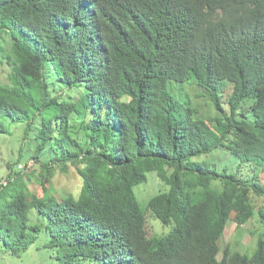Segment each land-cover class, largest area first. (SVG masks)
Listing matches in <instances>:
<instances>
[{"label":"trees","instance_id":"trees-1","mask_svg":"<svg viewBox=\"0 0 264 264\" xmlns=\"http://www.w3.org/2000/svg\"><path fill=\"white\" fill-rule=\"evenodd\" d=\"M4 63L0 140L23 143L0 180L5 252L264 264V0H0ZM28 150L41 196L13 167ZM71 169L81 189L58 197L46 183ZM150 172L166 188L144 207ZM148 212L169 230L150 237ZM253 219V252L224 244Z\"/></svg>","mask_w":264,"mask_h":264},{"label":"rangeland","instance_id":"rangeland-1","mask_svg":"<svg viewBox=\"0 0 264 264\" xmlns=\"http://www.w3.org/2000/svg\"><path fill=\"white\" fill-rule=\"evenodd\" d=\"M8 74L9 66L5 63L0 64V82H9ZM22 146L21 136H7L3 140H0V180H4L5 176L11 171L10 169H6L7 163L9 161H16L19 158ZM26 150L27 147L24 146V152ZM29 156L30 152L28 150L27 155L17 164H14L13 167L16 171L25 174L35 171L34 176L30 179L26 176L25 180L28 183L29 189L41 196L44 194V187L38 180L40 164L35 163ZM263 177L264 174H262L261 178L263 179ZM49 181L46 183V186L50 187L58 197L65 196L70 192L78 194L82 185L81 178L75 169H71L68 174L56 172L54 176H51ZM164 188L166 187L157 177L156 173L150 172L148 182L137 185L135 192L140 203L145 207L149 198ZM259 227L260 224L257 219H253L240 227L237 226L236 222L230 221L225 230L223 242L224 244L228 242H231L233 245L237 244V249L242 252H246L247 249L253 252L256 246ZM168 230L169 227L164 226L151 212L147 213V231L150 237L163 234ZM30 251L32 252L25 253L22 258H17L0 247V264H38L37 245H33Z\"/></svg>","mask_w":264,"mask_h":264}]
</instances>
